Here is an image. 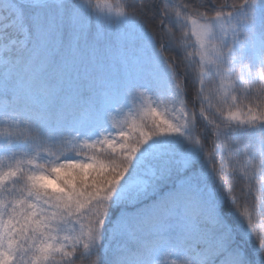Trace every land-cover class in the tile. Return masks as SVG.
I'll use <instances>...</instances> for the list:
<instances>
[{
  "label": "snow or ice",
  "instance_id": "snow-or-ice-1",
  "mask_svg": "<svg viewBox=\"0 0 264 264\" xmlns=\"http://www.w3.org/2000/svg\"><path fill=\"white\" fill-rule=\"evenodd\" d=\"M264 0H0V264H264Z\"/></svg>",
  "mask_w": 264,
  "mask_h": 264
},
{
  "label": "trees",
  "instance_id": "trees-1",
  "mask_svg": "<svg viewBox=\"0 0 264 264\" xmlns=\"http://www.w3.org/2000/svg\"><path fill=\"white\" fill-rule=\"evenodd\" d=\"M93 2L95 3L96 0H93ZM101 3L105 2V0H100ZM108 3H111L113 5H116V4H122L124 2V0H107ZM129 2H131V0H129ZM258 227H264V224H260L259 221H258ZM86 264V262H85Z\"/></svg>",
  "mask_w": 264,
  "mask_h": 264
}]
</instances>
